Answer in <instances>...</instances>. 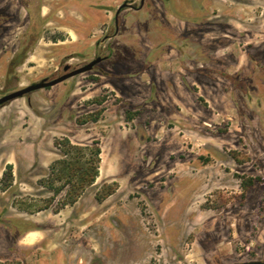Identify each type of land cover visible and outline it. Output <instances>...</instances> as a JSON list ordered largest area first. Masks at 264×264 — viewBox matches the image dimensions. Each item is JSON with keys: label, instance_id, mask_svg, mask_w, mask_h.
Returning <instances> with one entry per match:
<instances>
[{"label": "rangeland", "instance_id": "obj_1", "mask_svg": "<svg viewBox=\"0 0 264 264\" xmlns=\"http://www.w3.org/2000/svg\"><path fill=\"white\" fill-rule=\"evenodd\" d=\"M97 57L0 106V264L264 262V0H0V98ZM64 137L101 163L55 213Z\"/></svg>", "mask_w": 264, "mask_h": 264}, {"label": "trees", "instance_id": "obj_2", "mask_svg": "<svg viewBox=\"0 0 264 264\" xmlns=\"http://www.w3.org/2000/svg\"><path fill=\"white\" fill-rule=\"evenodd\" d=\"M55 147L59 158L50 164L48 173L40 181L53 193L52 202L60 197L54 209L58 213L66 206L74 205L95 184L99 176L101 147L97 141L74 144L67 137L56 139ZM12 168V165H7L6 170L11 171ZM105 197L106 195L98 196V200L102 201ZM47 208L48 206L39 208L38 211Z\"/></svg>", "mask_w": 264, "mask_h": 264}, {"label": "water", "instance_id": "obj_3", "mask_svg": "<svg viewBox=\"0 0 264 264\" xmlns=\"http://www.w3.org/2000/svg\"><path fill=\"white\" fill-rule=\"evenodd\" d=\"M127 5H123L118 9V14L120 13V11L122 10V8H125ZM104 58L102 57H97L96 59H94L93 61H91L90 63L84 65L83 67L77 68V69H73L71 70L70 65H66L64 67V71L65 73L57 78L54 79H49V78H44L39 82L33 83L27 87L21 88L17 91H14L12 93H9L3 97L0 98V106L4 105L7 102H10L12 100H15L17 98H21L24 97L25 95L32 93L34 91L40 90V89H45V88H50L53 87L59 83H62L68 79H70L71 77H74L76 75L82 74L84 72H88L90 70H92L94 68V66H96L99 62H101ZM233 264H264V262L262 261H257V260H253V261H248V262H241V263H233Z\"/></svg>", "mask_w": 264, "mask_h": 264}, {"label": "crops", "instance_id": "obj_4", "mask_svg": "<svg viewBox=\"0 0 264 264\" xmlns=\"http://www.w3.org/2000/svg\"><path fill=\"white\" fill-rule=\"evenodd\" d=\"M74 144H75V143H74ZM54 145H55V142H54ZM55 148H56V147H55ZM56 149H57V148H56ZM34 158H35V159H34L33 162L35 163V162L37 161V155H36V157H34ZM57 159H58V158H57ZM55 160H56V159H55ZM55 160H53V161H55ZM53 161H52V162H53ZM52 162H51V163H52ZM6 164H7V165H12V167L15 166V165L17 166V162H16V163H13L12 161H7ZM49 166H50V165H49ZM12 169H13V168H12ZM3 175H4V172L2 173V175L0 174V178H2Z\"/></svg>", "mask_w": 264, "mask_h": 264}, {"label": "flooded vegetation", "instance_id": "obj_5", "mask_svg": "<svg viewBox=\"0 0 264 264\" xmlns=\"http://www.w3.org/2000/svg\"><path fill=\"white\" fill-rule=\"evenodd\" d=\"M142 2H144V0H142ZM117 16H118V13H117V15H116V22H117ZM103 60H105V59H103ZM103 60H102V61H103ZM102 61H101V62H102ZM99 63H100V62H99Z\"/></svg>", "mask_w": 264, "mask_h": 264}]
</instances>
